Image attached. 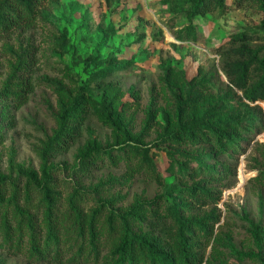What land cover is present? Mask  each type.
Listing matches in <instances>:
<instances>
[{
	"label": "rangeland",
	"instance_id": "rangeland-1",
	"mask_svg": "<svg viewBox=\"0 0 264 264\" xmlns=\"http://www.w3.org/2000/svg\"><path fill=\"white\" fill-rule=\"evenodd\" d=\"M187 11L185 0H118L110 7L105 0H54L40 6L30 24L21 23L0 33V178L4 180L0 190L8 198L15 187L20 195L27 184H33L29 174L39 181L43 172L50 175L55 193L53 225L65 242L61 245L62 264H70L66 261L82 245L79 229L86 233L91 217L95 218L99 257L85 264L109 263L115 235L110 233L108 218L119 229L126 212L142 203L148 218L153 212L171 225L166 212L172 204L169 193L192 183L180 185L169 169L170 155L178 162L181 159L172 154L174 148L167 140L160 138L165 126L161 113L142 139L141 149L147 151L151 168L140 165L139 157L119 151L112 131L92 115L84 118L78 137L66 152H45L58 127L61 95L83 93L101 104L103 89L114 84L125 103L124 123L137 135L152 101L158 108L174 109L176 91L164 88L159 81L166 68L188 79L204 76L209 81L204 93L223 97L238 119L254 125L234 152L215 156L209 144L179 147L187 154L201 150L210 154L207 164L215 165L218 179L203 184L209 198H187L189 208L179 211L184 218L213 226L209 239L195 230V250L203 264L206 260L208 264H258L246 256L258 253L253 226L264 231V103L246 102L229 84L222 72L221 52L241 33L251 37V48L264 47L262 12L257 0H225L222 9L193 19L199 35L193 41L178 34L188 25ZM115 66L120 70L114 71ZM8 83L12 96L2 93ZM92 140L114 152L83 169L78 152ZM187 166L194 168L195 164L188 162ZM30 195L29 210L41 219V198L32 187ZM5 211L0 208V227ZM7 211L6 219L15 226L12 209ZM148 231L147 227L141 230ZM83 245H90L87 234ZM29 246L26 233L16 249L3 242L0 232V264H56L30 258Z\"/></svg>",
	"mask_w": 264,
	"mask_h": 264
},
{
	"label": "trees",
	"instance_id": "trees-1",
	"mask_svg": "<svg viewBox=\"0 0 264 264\" xmlns=\"http://www.w3.org/2000/svg\"><path fill=\"white\" fill-rule=\"evenodd\" d=\"M52 1L54 0H1L0 33L17 28L21 23L30 24L37 17L39 7ZM116 1L118 0H105L107 7L112 6ZM185 2L188 5L186 13L188 25L179 30L178 34L182 39L193 41L199 36L192 25L193 19L211 15L225 6V0H185ZM257 3L263 16L260 29L264 33V0H257ZM250 40L251 37L245 33L233 36L229 41L230 47L221 52L224 60L222 72L229 84L241 93L242 99L246 102L264 103V47L251 48L248 45ZM119 70L117 66L114 67V71ZM159 81L164 88L176 91L173 98L174 109L170 111L167 107L158 108L152 101L147 110L143 130L137 135H133L128 124L124 123L125 103L120 101L122 95L114 84H109L103 89L101 104L83 93L75 97L63 93L59 101L58 127L52 139L49 140L45 152L58 154L66 152L78 137V130L84 118L92 115L112 131L115 144L121 148L119 151L123 150L124 153L129 152L139 157L140 165L151 168L153 165L147 151L141 149L142 139L152 128L156 115L161 113L165 126L164 136L160 138L166 139L169 146L174 148L172 154L181 159V162H178L173 155H170L169 169L171 172L174 171V176L180 185L186 186L192 183L190 187H185L182 191L169 193L172 204L167 206L166 212L171 225L166 224V219L158 218L153 212L148 218L147 209L142 203H136L126 212L120 220L119 229H116L112 219L108 218L110 233L115 237L109 263L106 264H203V257L195 250L197 247L194 242L195 230L198 229L206 239H209L213 233V226L209 227L203 220L184 218L179 210L189 208L190 203L186 201L187 198L192 201H197L200 197L209 198L210 192L203 184L218 180L217 174L215 165L207 164V160L211 159L210 154L204 150L187 154L179 151V147L209 144L213 146L215 156L220 152L227 154V150L234 152L238 144L244 141V135L253 132L254 125L249 121L238 119L233 106L229 102L226 103L223 97H213L204 93L209 87V81L204 76L201 79L197 77L188 79L183 73L173 68H166ZM8 86L9 83L2 93L12 96V93L7 91ZM112 150L113 148L102 149L96 141L92 140L85 149L79 150L77 158L81 168L87 169L95 166L98 160H101V156H111L114 152ZM188 162L195 164V167L187 166ZM28 177L33 184L32 186L27 184L20 195L15 187L14 193L8 198L5 197L4 191L0 190V208L6 210L3 215L5 221L0 227L3 242L10 248L14 246L19 249L23 234L26 233L30 243L28 249L30 258H35L38 262L52 260L56 264H62L61 245L65 242L53 225L55 193L50 188L51 177L45 172L42 174L41 181L34 174H29ZM200 178L201 180L196 181ZM0 181L3 183L4 180L0 178ZM30 187L41 198L38 205V208L43 209L41 219L35 216L36 214H31L29 210ZM162 199L164 197L159 198V200ZM19 200L23 201L22 205ZM10 208L14 214L15 226L6 219L7 209ZM94 220V217L90 218L86 233L82 228L79 229L78 238H81L82 245L66 261L67 263L82 264L81 260H84L85 264L89 260L96 262L98 259ZM215 221L218 220L215 219ZM143 227H147L149 231L141 232ZM133 228H136L137 232L133 231ZM155 231L158 233L155 234ZM161 233L165 234L166 238H163ZM85 234L90 242V245L86 247L83 245ZM251 234L258 253L247 255L246 258L256 260L258 264H264V231L259 225H255ZM207 262L206 260L205 264H208Z\"/></svg>",
	"mask_w": 264,
	"mask_h": 264
}]
</instances>
